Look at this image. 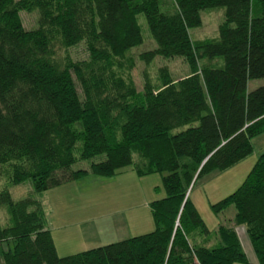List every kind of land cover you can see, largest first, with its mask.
<instances>
[{"label": "trees", "instance_id": "1", "mask_svg": "<svg viewBox=\"0 0 264 264\" xmlns=\"http://www.w3.org/2000/svg\"><path fill=\"white\" fill-rule=\"evenodd\" d=\"M162 1L0 0L7 184L28 180L42 192L131 167L138 176L160 173L164 190L149 203L151 231L59 256L40 202L13 200L2 187L8 223L0 225V264H245L237 225L264 264V150L240 184L211 204L214 213L234 206L232 226L219 224L211 238L189 198L200 176L246 157L251 138L264 131V0H170L171 9H161ZM216 7L223 8L217 36L193 42L188 30L200 25V10ZM20 11H36L37 26L25 29ZM140 13L155 43L140 60L181 56L189 68L176 82L162 69L160 86L145 83L142 95L112 68L142 43ZM81 40L90 62L54 57L55 47ZM250 79L263 82L247 90ZM98 155L104 158L87 169H72Z\"/></svg>", "mask_w": 264, "mask_h": 264}, {"label": "rangeland", "instance_id": "2", "mask_svg": "<svg viewBox=\"0 0 264 264\" xmlns=\"http://www.w3.org/2000/svg\"><path fill=\"white\" fill-rule=\"evenodd\" d=\"M171 6L170 0H163L161 9H171ZM19 15L25 29H33L37 26L36 11H20ZM199 15L200 25L188 30L190 39L196 42L215 38L217 26L223 19V8L203 9L200 10ZM136 19L140 26L142 43L131 48L123 58L114 60L112 66L114 72L121 75L126 82L128 80L140 95H142L145 83L154 90L160 86L162 69L173 82L188 75L189 68L181 56H156L148 63L140 60L138 55L154 48L155 43L147 29L143 14H138ZM54 51L56 59H62L67 55L73 62H90L83 40L67 48L55 47ZM199 63L200 65L206 63L219 65L220 61L202 60ZM262 82V79L248 80L247 90L257 87ZM76 88L81 95V89L77 82ZM251 145L252 151L246 157L222 171L214 170L203 174L189 191V198L211 238L219 224L232 226L235 213L232 204H228L218 213L212 211L211 204L231 193L243 180L258 155L264 150V131L251 138ZM103 158V155H98L90 160L77 161L72 165V169H87L90 161L96 162ZM0 171L3 172L0 178V188L7 186L13 200L29 198L40 202L46 225L48 222L54 225L53 240L59 255H64L63 252L68 254L73 251L79 252L124 239L123 234L119 233L116 220L119 218V214L123 213L125 205H135L138 219L141 221L143 219V226L132 232L131 236L151 231L154 224L149 203L164 196L160 173L154 172L138 176L131 167H125L110 177L88 175L89 177L69 182L71 183L69 186L61 185L42 192H35L28 180L18 185H9L5 168L0 167ZM144 213L146 218H143ZM7 223L8 214L4 207H0V225ZM234 230L242 250L246 249L249 241L244 233V226L237 225ZM78 234L88 237L85 244L82 245L76 240ZM91 236L100 237V244L93 243Z\"/></svg>", "mask_w": 264, "mask_h": 264}, {"label": "crops", "instance_id": "3", "mask_svg": "<svg viewBox=\"0 0 264 264\" xmlns=\"http://www.w3.org/2000/svg\"><path fill=\"white\" fill-rule=\"evenodd\" d=\"M85 177H89V176H85ZM92 177V175H91ZM62 185H71V183H66V184H62ZM61 186V185H59ZM129 199V198H128ZM130 201V199H129ZM128 201V202H129ZM143 218H146V214H143ZM117 226L119 228V233L123 234V238H127L130 237L132 232H134L137 228H141V226H143V219L142 221L138 219L137 216V212L135 210V205H125L123 213L119 214V218L116 220ZM149 225V224H148ZM53 226L52 224H50V222H48V225H46L47 229L50 231L51 236H52V240H53ZM147 226V225H146ZM245 233V232H244ZM71 236V235H70ZM93 237L92 241L95 244H100V237L98 236H91V238ZM76 240H78L80 242V244H85V240H88V237L86 235L83 234H78V238H76ZM55 249H56V253L58 254L57 251V246L53 240ZM60 244V243H59ZM63 245V244H62ZM63 250V249H62ZM245 255H246V259H247V263L245 264H256V258L255 255L251 249L250 244L247 245L246 249H243ZM74 253H76L75 251H73ZM73 252H69V254H72ZM64 255H69L68 253H62ZM59 255V254H58ZM64 255H59V256H64ZM233 264H242V263H233Z\"/></svg>", "mask_w": 264, "mask_h": 264}]
</instances>
